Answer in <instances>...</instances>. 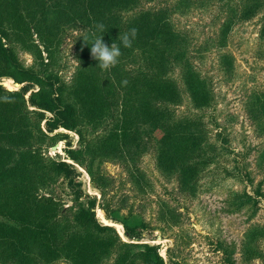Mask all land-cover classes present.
Returning a JSON list of instances; mask_svg holds the SVG:
<instances>
[{
  "label": "trees",
  "instance_id": "1",
  "mask_svg": "<svg viewBox=\"0 0 264 264\" xmlns=\"http://www.w3.org/2000/svg\"><path fill=\"white\" fill-rule=\"evenodd\" d=\"M142 1L0 0V79L27 82L20 91H11L0 84V248L6 245L11 253L8 257H16L18 263L36 264L37 255L47 247L46 236L63 224V217H53L63 203L42 195L41 190L51 189L63 178L62 183L71 190L76 201L88 195L82 182L77 180L75 165L65 160L45 159L38 146L25 149L35 137L45 139L60 128L77 132L79 148H69L71 142L68 141L66 151L70 159L88 169L102 194L104 190L99 182H107V178L100 174L94 163L83 164L79 154L87 144V152L97 158L91 144L95 138L96 142L103 140L95 131L108 117L103 112L112 111L109 116L118 113L112 137L115 155L125 146L128 153L134 152L135 156L137 151L154 143L158 150L157 160L168 172L179 173L187 188L195 187L200 175H208L211 163L220 164L221 158L231 154L228 137L222 136L221 132L215 139L210 136L209 124L220 125L214 118L209 122L204 115L177 112L183 102L184 90L178 78L171 74L175 68L179 69L180 81L184 82L194 108L207 110L216 107L217 97L211 77L194 64L193 52L183 41L186 36L172 20L174 12L183 13L191 6L202 5L204 0H179L158 9L124 15ZM224 4L229 18L220 40L212 46L217 48L220 69L232 79L236 62L234 56L225 51L227 39L237 23L248 21L264 11V0H226ZM64 13L66 16L62 19L81 22L94 29L98 23H103L105 31L98 34L103 35L104 42L109 47L113 42L120 45L122 56L116 68L123 74L110 77L116 85L101 81L96 71H78L71 82L59 73L65 66L61 50L59 59L55 60L53 56L63 38L60 33L64 32L59 24H64L58 19ZM133 27L138 29V35L131 48H124L119 37ZM31 30L47 52L48 61L45 62L42 54L39 61V65L46 63V69L24 65L13 46L14 39L17 41ZM261 34L264 35V22ZM127 54L140 56L142 66L128 69L124 65ZM35 84L40 90L31 95L30 103L38 109L34 112L36 116L32 117L30 113L34 110L28 108L25 93ZM248 111L258 134L264 136V89L250 97ZM48 112L51 116L47 115ZM43 121L45 130L41 127ZM84 129H89L88 139ZM258 157L259 167L264 169V144L258 150ZM246 174V179H250ZM135 178L139 177L136 175ZM244 194L249 200L256 199L251 193ZM88 200L90 209L85 203H78L73 209L69 227H74V231L68 234L65 227L63 234L72 244L82 248V253L100 245L140 246L138 252L130 255L129 250L124 258L138 256L141 264H165L156 245L140 242V222L122 221L126 235L132 240L139 238L136 243L124 242L113 226L102 224L93 216L92 208L97 198L89 197ZM99 210L106 218L102 209ZM108 217L116 219L109 212ZM82 233L88 234L86 240L81 239ZM261 235L264 236V231ZM101 255L104 256L102 251Z\"/></svg>",
  "mask_w": 264,
  "mask_h": 264
},
{
  "label": "rangeland",
  "instance_id": "2",
  "mask_svg": "<svg viewBox=\"0 0 264 264\" xmlns=\"http://www.w3.org/2000/svg\"><path fill=\"white\" fill-rule=\"evenodd\" d=\"M178 1L144 0L124 15L158 9ZM225 1L204 0L202 5H194L183 13L174 12L172 15L175 26L186 36L183 41L193 52L194 64L213 81L216 107L207 110L194 108L184 82L180 81L179 69L175 68L171 74L178 78L184 90L183 102L177 107V112L204 115L209 122L214 118L220 125L209 124L212 131L210 136L215 139L221 132L222 136L228 137L231 154L221 158L220 164L211 163L207 169L208 175H200L195 187L187 188L179 173L168 172L157 160L158 150L154 143L137 151L135 156L134 152L128 153L125 146L115 155L112 137L118 113L109 116L112 111L103 112L108 117L95 128L103 140L96 142L95 138L91 144L97 158L94 159L93 154L87 152V144L79 154L83 164L89 166L94 163L100 174L107 178V182H99L104 190L102 194L88 169L70 159L66 151L68 141L71 142L69 148H79L77 132L60 128L49 133L45 139L35 137L25 149L38 146L45 159L65 160L75 165L77 180L82 182V188L88 194L76 201L71 190L62 183L63 178L54 183L51 189L41 190L42 195L63 203L62 211L53 215L63 217V224L54 228L53 234L46 236L47 247L37 255L36 264H141L138 256L124 258L129 250L130 255L138 252L140 246L100 245L82 253V248L72 244L70 238L63 237L65 227L68 234L75 229L69 225L77 204L85 203V207L90 209L89 197L97 198L92 208L93 216L98 222L113 226L124 242L136 243L139 238H129L122 221L140 222V242L156 245L165 264H264V236L261 235L264 231V169L258 164V150L264 144V136L258 134L248 111L250 97L264 89V35L261 34L264 11L248 21L237 23L231 31L225 51L234 56L236 71L234 77L228 79L219 67L217 48L212 46L220 40L226 19L229 18ZM65 16L66 13L61 14L58 19L64 24H59L64 33H60L63 38L53 56L55 60L59 59L61 50L65 66L59 73L71 82L78 71H96L101 81L116 85L110 77L121 76L122 70L116 67L101 70L97 67L99 62L87 50L94 39L93 33L99 35L97 30L81 22L71 23L62 19ZM13 46L24 65L46 69V63L39 65V61L40 54L45 62L48 61L47 52L33 30L17 41L14 39ZM124 62L132 70L143 64L140 56L129 54ZM0 84L11 91H20L27 82L18 83L12 78H2ZM39 90L40 86L35 84L25 93L28 108L34 110L30 113L32 117L36 116L34 112L38 109L31 105V95ZM47 115L51 116L49 112ZM41 127L45 130V121ZM84 132L88 139L89 129H84ZM246 173L251 183H247ZM136 175L139 178L136 179ZM245 192L256 199L249 200ZM108 212L116 219L108 217ZM87 237L88 234L82 233L81 239L86 240ZM107 249L110 250L105 252ZM101 251L104 256H100ZM10 254L6 245L0 248V264H21L16 257H8Z\"/></svg>",
  "mask_w": 264,
  "mask_h": 264
},
{
  "label": "clouds",
  "instance_id": "3",
  "mask_svg": "<svg viewBox=\"0 0 264 264\" xmlns=\"http://www.w3.org/2000/svg\"><path fill=\"white\" fill-rule=\"evenodd\" d=\"M96 30L97 32L103 33L105 31L103 23H98L96 25ZM137 35L138 29L133 27L120 36L119 39L124 48H131ZM93 37L94 39L92 40L90 51L92 57L99 62L97 67L101 70H109L116 67L119 63V58L122 56L120 45L113 42L109 47L104 42L103 35H96L93 33ZM124 83L126 84L127 82L125 81Z\"/></svg>",
  "mask_w": 264,
  "mask_h": 264
}]
</instances>
